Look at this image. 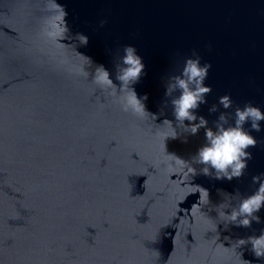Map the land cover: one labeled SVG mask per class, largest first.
Listing matches in <instances>:
<instances>
[{
	"label": "water",
	"instance_id": "water-1",
	"mask_svg": "<svg viewBox=\"0 0 264 264\" xmlns=\"http://www.w3.org/2000/svg\"><path fill=\"white\" fill-rule=\"evenodd\" d=\"M73 32L89 36L78 51L103 63L114 82L125 44H134L147 74L133 86L146 108L175 119L165 84L195 49L211 61L212 87L197 112L209 123L245 102L264 109V0H58ZM44 0H0V261L3 264H234L231 243L259 235V222L224 228L215 205L224 195L255 191L264 172V129L253 134V158L232 180L198 172L209 204L195 210L189 194L177 212L175 181L161 167L162 140L106 93L78 74L83 58L41 36ZM101 19L106 23L100 25ZM91 77H89L90 79ZM230 93L233 105L209 112ZM232 117H229L231 121ZM187 123V121H186ZM264 124V121H261ZM187 136V140L184 137ZM204 129L166 138V150L186 160ZM199 169L200 164H194ZM175 178V175H173ZM236 203L235 200L232 201ZM230 211V209H226ZM228 237V239H227ZM243 258L264 264L251 245Z\"/></svg>",
	"mask_w": 264,
	"mask_h": 264
},
{
	"label": "clouds",
	"instance_id": "clouds-1",
	"mask_svg": "<svg viewBox=\"0 0 264 264\" xmlns=\"http://www.w3.org/2000/svg\"><path fill=\"white\" fill-rule=\"evenodd\" d=\"M46 14L42 17L41 36L63 53V62H69V53L79 54L83 63L78 65V74L85 80H90L94 85V94L106 93L114 98L125 113H130L142 124L148 125L150 131L162 140V157L159 161L161 167L169 169L168 179L175 181L176 186L172 196L176 201L177 212L180 202L184 201L189 194L199 193L197 202L193 203L195 210L203 213L204 205L209 204L210 190L201 184L192 183L198 172L213 176L216 179L232 180L245 173L249 160L253 153L249 150L259 143L252 130L256 132L264 129V109L258 104L245 102L243 106L237 105L234 113L219 111L215 120L209 123V119L197 112L201 104H207V95L211 92L210 84L205 83L211 68V61H202L200 54L193 49L192 55L185 57L181 70L171 74L165 84V105L170 104L174 120L165 117L157 123L158 115L163 114L150 112L146 108L148 93L138 95L134 84L147 74L143 56L134 44H125L123 54L115 65V80L110 70L103 64L97 63L94 69L87 67L93 65L91 57L78 51V46L87 45L89 36L82 32H73L69 21L66 19L69 13L66 6L58 0H44ZM100 25L106 23L101 19ZM89 77H91L89 79ZM233 105L230 93L218 97V104L213 103L208 108L209 112H217L219 107L229 109ZM232 117L231 121L229 117ZM187 121V123H186ZM204 129V142L198 147L191 160L166 150V138H176L181 132L196 134ZM187 140V136L184 137ZM194 164L202 165L197 169ZM175 175V178H173ZM253 182H258L255 191L247 195H241L237 190L232 195L222 189H218L224 195V199L215 205L217 217L215 231L220 223L224 228L229 224L250 226L252 221L259 222L260 209L264 207V172L252 176ZM236 203L233 204L232 201ZM230 209V211H226ZM218 233V232H217ZM219 234V233H218ZM228 239V237H227ZM251 245V250L256 257H264V229L259 235H249L235 239L231 246L237 253L238 259L234 264H254L253 261L243 258V251H238L242 245ZM0 264H3L0 261ZM258 264V262H256Z\"/></svg>",
	"mask_w": 264,
	"mask_h": 264
}]
</instances>
